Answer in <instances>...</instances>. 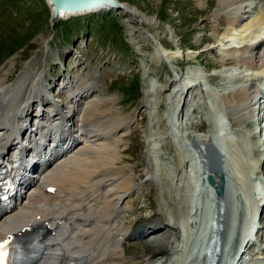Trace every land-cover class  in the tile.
Returning <instances> with one entry per match:
<instances>
[{"label": "rangeland", "instance_id": "374dc122", "mask_svg": "<svg viewBox=\"0 0 264 264\" xmlns=\"http://www.w3.org/2000/svg\"><path fill=\"white\" fill-rule=\"evenodd\" d=\"M119 1L130 7L131 12L113 10L97 13L89 19L73 17L57 21L53 28L45 0H0V91L8 86L19 88L20 80H27L30 84L28 88L33 91L30 81L43 76L45 88L42 91L46 94L42 93L41 97L34 99L29 112L33 114L29 118L30 125L36 127L38 120L34 116L42 109L49 114L52 112L50 107L42 105L43 101L47 103L49 97L59 106L69 105V91L64 89L67 82L100 75V90L95 97L112 98L113 114L128 127L121 144L122 157L118 166L125 175L133 174L135 187L129 193L130 209L125 213L124 224L131 227V234L138 235L143 231L141 227L151 218L167 219V224L170 223L167 225L169 235L160 242L172 250L173 256L169 255L171 252L160 256L154 259L155 264L165 262L171 256L172 262L181 257L177 241L183 233L179 226L188 206L184 202L185 177L178 183L176 180L183 169L182 166L179 168L178 161L187 157V140L184 137L193 132L198 139L202 135L215 138L220 129L219 112H222L228 126L223 140L226 154L232 156L231 145L235 143L243 149V153L250 154L252 161L248 163L251 170L243 182L235 178L237 172L229 170L227 163L225 195L229 196V210L232 213L230 204L236 191L241 205V232L245 235L255 226L260 228L262 222L252 225L254 214L257 217L260 212L258 202L264 204V184L261 181L264 177L261 169L264 132L259 134L264 129V120L257 122L261 116H258L260 104L248 116V112L238 114L229 111L222 100L231 89L229 82L235 86L238 81L247 83L263 74L244 65L235 69L223 65L230 52L238 51L233 48L234 44L240 46L246 43L243 39L239 42V38L244 36H239L244 31L241 29L254 26L257 14L255 11L248 13V17H252H246L248 19L240 31L229 33L230 27L225 18L220 21L212 18L214 13L225 14L229 9V6L219 8L217 0H208L203 4L199 0ZM252 2L249 0L246 3ZM229 40L232 42L228 43ZM164 46L168 47L165 48L167 50ZM243 55H247L246 51L239 50L235 57ZM213 65L221 67L218 70L206 69ZM214 77H217L216 82H213ZM196 83L197 88L179 103L181 92H177L178 89ZM263 98L260 94V103H264ZM183 103L184 116L179 119ZM231 119L236 123L233 124ZM201 126L203 131L195 129ZM254 134L258 135L257 139ZM27 141L24 139L25 143ZM147 166L151 167L156 179L168 180L159 183L147 177L143 171ZM187 168L194 170L190 159ZM260 176L261 179H258ZM136 208L143 211L132 212ZM202 209L200 202L195 216L197 228L203 217ZM136 223L140 228L134 230ZM164 227L166 225L154 232ZM257 230L249 236L255 241L258 254L253 258V252L247 251L240 264L264 257L260 254L264 250V242H260ZM157 237L153 233L135 241L130 236L123 245L125 256L132 263L142 262L147 246L156 244L154 240Z\"/></svg>", "mask_w": 264, "mask_h": 264}, {"label": "bare ground", "instance_id": "6f19581e", "mask_svg": "<svg viewBox=\"0 0 264 264\" xmlns=\"http://www.w3.org/2000/svg\"><path fill=\"white\" fill-rule=\"evenodd\" d=\"M199 1L203 4L208 0ZM247 1L249 0H217L219 8L229 6V9L225 14L214 13L212 18L215 21L225 18L224 21H227L230 27L229 33L240 31L246 19L252 17H248V13L255 11L257 14L255 19L253 18L254 26L249 25L247 27L249 30L241 29L244 31L239 36H244L239 38V42L243 39L246 43L244 45L239 43L240 46L234 44L233 47L238 50L236 52H239L244 46L251 44L245 49L247 55L236 58V52H230V58H227L224 66L244 65L247 68L264 66V0H258V2L252 0L250 4L246 3ZM122 4L125 6L124 3ZM60 18L67 17L61 15ZM165 48L168 47L164 46ZM220 67L213 65L206 69L218 70ZM99 76L90 75L87 80L85 79L87 77H80L72 83L67 82L64 89L69 91V105L59 106L49 97L47 103L43 101L42 105L50 107L52 112L49 114L42 109L38 115L34 116L39 120L37 127H31L29 118L33 114L30 115L29 112L34 99L41 97L42 93L46 94V91H42L45 88L43 76L39 75L35 81H30L33 91L28 88L30 84L27 80H20L19 88L8 86L2 87L0 91V171L4 173V178L0 182L2 185L0 244L35 230H41L45 243L34 264H155L154 259L160 256L170 252L169 255L173 256L172 250L161 243L162 239L170 233L167 227L170 223L167 224L166 218V221L151 218L153 220L146 222L141 227L143 231L138 235L131 234V227H126L124 224L125 213L130 209L129 193L135 187L132 183L133 174L125 175L122 172L123 169L118 166L122 157L121 144L124 142L123 137L128 127L119 116L113 114L112 98L95 97L100 90ZM216 81L217 77H214L213 82ZM195 88H197L195 84H188L185 88L182 86L178 89L177 92H181V96H178L179 103ZM260 94H264L262 90L255 85H250L231 90L223 95L222 100L229 111L238 114L248 112V116L253 113L254 107L260 104L258 116H262L264 103L258 100ZM184 106L185 103L182 104L178 114L179 119L184 116ZM261 116V120L257 118V122L264 120ZM231 122L236 123L234 119H231ZM195 129L204 130L202 126ZM263 132L264 129L260 130L259 134ZM54 133L62 140L56 149L46 144V139L51 138ZM38 135H40L39 139H37ZM188 135L184 138L187 143L191 141L193 146H187V149L191 150L194 146L200 148V159L203 161L204 168L209 171L208 157L210 156L204 148L213 145L212 140L205 135L198 139L193 132ZM257 136L254 134V138ZM24 139H28V142L25 143ZM231 147L235 151L239 150L235 144ZM193 151L196 153L194 148ZM11 152L21 153L22 156H11ZM43 155L48 156L44 161H42ZM196 155L199 157V154L196 153ZM232 156L235 165L246 169L245 171L249 174L251 169L246 167L248 161L235 157L233 154ZM221 159H224L222 154ZM178 162H180L179 168L182 166L183 169L179 171L176 183L185 177L184 187L187 189L190 181L186 176V161L181 159ZM263 166L264 161L261 167L264 172ZM226 167L225 164V169ZM244 170L243 173L246 175ZM143 171L147 177L159 183L168 180L156 179L150 166ZM213 175L219 183L221 180L218 174L213 173ZM259 178L261 179V176ZM261 181L264 184V177ZM18 187L21 190L16 192ZM228 197L225 195L221 200L217 198L215 208L219 228L214 234L223 243L227 238L231 220ZM184 202L188 206L185 194ZM260 204L261 202H258L257 207L260 208L259 222H262V228L258 227L257 235L260 242H264V205L260 207ZM141 211L143 209L132 210L136 214ZM186 215L184 222L189 224L190 217ZM162 225L166 227L159 232H154L158 231ZM138 226L140 225L136 223L134 230L140 228ZM171 228L175 229L172 226ZM153 233L158 236L156 241L154 240L156 246L148 243L147 251L142 255V262H130L123 250L124 243L130 236L132 240L137 241ZM248 237L249 235H244L243 232L239 233L235 256L239 264L247 251H253V256L258 254L254 253L255 241ZM212 238L213 236L210 239ZM260 254H264V250ZM172 256L158 264H175L172 262Z\"/></svg>", "mask_w": 264, "mask_h": 264}, {"label": "water", "instance_id": "95a60500", "mask_svg": "<svg viewBox=\"0 0 264 264\" xmlns=\"http://www.w3.org/2000/svg\"><path fill=\"white\" fill-rule=\"evenodd\" d=\"M46 5L51 14L50 23L52 27L56 25L57 21L69 20L73 17L86 16L89 14H97L104 11H125L131 12L130 7L124 6L119 0H45ZM61 15H66V19L60 18ZM76 15V16H75ZM207 153H209V183L216 191V194L221 200L225 194V177L223 170V161L221 153L214 146H207ZM213 162L215 164H213ZM213 173H217L220 182L218 183Z\"/></svg>", "mask_w": 264, "mask_h": 264}, {"label": "snow or ice", "instance_id": "6c2138e0", "mask_svg": "<svg viewBox=\"0 0 264 264\" xmlns=\"http://www.w3.org/2000/svg\"><path fill=\"white\" fill-rule=\"evenodd\" d=\"M4 248H5V245L0 244V264H6V261H5L6 253L3 251Z\"/></svg>", "mask_w": 264, "mask_h": 264}, {"label": "trees", "instance_id": "16d2710c", "mask_svg": "<svg viewBox=\"0 0 264 264\" xmlns=\"http://www.w3.org/2000/svg\"><path fill=\"white\" fill-rule=\"evenodd\" d=\"M48 11V10H47ZM105 14V13H104ZM94 16H96V15H90V16H87V17H85V18H91V17H94Z\"/></svg>", "mask_w": 264, "mask_h": 264}]
</instances>
